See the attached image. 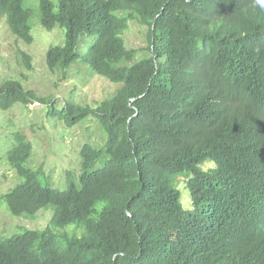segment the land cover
<instances>
[{"label":"trees","instance_id":"1","mask_svg":"<svg viewBox=\"0 0 264 264\" xmlns=\"http://www.w3.org/2000/svg\"><path fill=\"white\" fill-rule=\"evenodd\" d=\"M39 2L42 27L67 30L66 45L48 52L49 69L71 70L81 59L80 40L98 36L84 61L122 86L95 112L69 102L60 111L19 82H0V110L40 103L69 125L94 114L107 132L103 148L83 147L79 183L65 192L44 187L41 171L25 167L30 143L9 152L24 179L4 196L12 215L55 212L42 232L0 239V264H264V5ZM33 17L25 0H0V20L21 44L28 70L33 56L22 44L34 42ZM134 21L149 26L150 56L127 66L139 51L121 36ZM104 155V166L94 170ZM208 161L214 165L201 170ZM184 173L189 210L172 185ZM69 225L87 235L58 236Z\"/></svg>","mask_w":264,"mask_h":264},{"label":"rangeland","instance_id":"2","mask_svg":"<svg viewBox=\"0 0 264 264\" xmlns=\"http://www.w3.org/2000/svg\"><path fill=\"white\" fill-rule=\"evenodd\" d=\"M55 5L58 0H51ZM25 7L34 11L31 21V46L23 45V50L33 56V69L28 70L6 19L0 20V82L15 81L26 89L36 91L43 98H51L56 108L62 110L66 102L76 103L96 111L109 101L121 88L105 77L96 74L85 63L90 48L98 39L84 37L80 40L79 54L81 59L71 70L61 68L52 72L47 64V55L52 47L64 46L67 43V30L56 28L53 31L41 25V8L39 0H25ZM122 15V14H118ZM130 28L124 31L122 38L129 49L139 53L133 62H142L150 56L149 26L140 21L130 22ZM51 106L40 103L36 105L18 104L9 111L0 110V239L8 240L26 231L42 232L52 225L54 208L40 210L35 217H15L9 211L4 196L13 188L24 183L8 160L9 152L22 143H30L32 154L25 167L41 171L39 180L44 187L58 192H65L72 183H79L81 174V151L86 144L94 148H103L107 141V132L101 119L92 114L79 124L69 125L66 120L52 116ZM107 157L104 155L94 165V170L102 168ZM212 161L202 166L212 167ZM93 169L90 172H93ZM189 173L178 174L172 178V185L178 191L183 210H189L191 201L186 190ZM99 208L101 206H98ZM58 236L83 238L87 235L84 228L69 225L56 230ZM61 243V239H58ZM62 245V244H61ZM39 252V248L35 249Z\"/></svg>","mask_w":264,"mask_h":264},{"label":"clouds","instance_id":"3","mask_svg":"<svg viewBox=\"0 0 264 264\" xmlns=\"http://www.w3.org/2000/svg\"><path fill=\"white\" fill-rule=\"evenodd\" d=\"M259 3H260L261 5H264V0H259Z\"/></svg>","mask_w":264,"mask_h":264}]
</instances>
